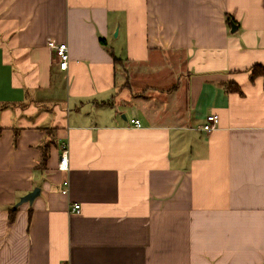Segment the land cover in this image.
Masks as SVG:
<instances>
[{
  "label": "crops",
  "instance_id": "1",
  "mask_svg": "<svg viewBox=\"0 0 264 264\" xmlns=\"http://www.w3.org/2000/svg\"><path fill=\"white\" fill-rule=\"evenodd\" d=\"M255 65L264 0H0V264H264Z\"/></svg>",
  "mask_w": 264,
  "mask_h": 264
},
{
  "label": "built area",
  "instance_id": "2",
  "mask_svg": "<svg viewBox=\"0 0 264 264\" xmlns=\"http://www.w3.org/2000/svg\"><path fill=\"white\" fill-rule=\"evenodd\" d=\"M49 48L54 50L59 58V65L61 70H66L68 67V62H69V50H68V45L67 44H60V45H55V43L50 42ZM218 120V116L216 115H210L207 117L205 125H203L202 129L203 131L206 132H212L216 129V121ZM134 126L141 128V123L139 121L133 120L131 122ZM59 169L61 171H68L69 170V158H68V150L66 148L63 149V154L60 158L59 162ZM69 192V181H65L63 183V188H62V194L63 195H68ZM75 214H80L81 212V206L78 204H75L72 211Z\"/></svg>",
  "mask_w": 264,
  "mask_h": 264
},
{
  "label": "trees",
  "instance_id": "3",
  "mask_svg": "<svg viewBox=\"0 0 264 264\" xmlns=\"http://www.w3.org/2000/svg\"><path fill=\"white\" fill-rule=\"evenodd\" d=\"M118 60V59H117ZM252 78L254 79L255 77L259 76V75H262L264 76V67L261 66V65H255L253 67V70H252ZM229 91L230 90H235V91H239L238 90V87H233V86H230L229 88ZM228 91V90H227ZM228 91V92H229ZM48 159H49V152H48V149L47 148H44L43 150V154H42V160H41V163L39 165V167L45 169L47 167V162H48Z\"/></svg>",
  "mask_w": 264,
  "mask_h": 264
},
{
  "label": "water",
  "instance_id": "4",
  "mask_svg": "<svg viewBox=\"0 0 264 264\" xmlns=\"http://www.w3.org/2000/svg\"><path fill=\"white\" fill-rule=\"evenodd\" d=\"M234 26V25H233ZM236 26H234V28H233V32H235V30H236ZM38 193H39V191L38 190H36L34 193H32V194H30L26 199H25V201H32L37 195H38Z\"/></svg>",
  "mask_w": 264,
  "mask_h": 264
},
{
  "label": "rangeland",
  "instance_id": "5",
  "mask_svg": "<svg viewBox=\"0 0 264 264\" xmlns=\"http://www.w3.org/2000/svg\"><path fill=\"white\" fill-rule=\"evenodd\" d=\"M174 82H175L174 80H171V81L168 82V85L172 86L174 84Z\"/></svg>",
  "mask_w": 264,
  "mask_h": 264
}]
</instances>
